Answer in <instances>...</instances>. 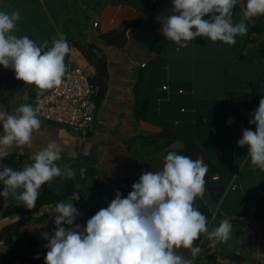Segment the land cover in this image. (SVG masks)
<instances>
[{
	"label": "crops",
	"instance_id": "1",
	"mask_svg": "<svg viewBox=\"0 0 264 264\" xmlns=\"http://www.w3.org/2000/svg\"><path fill=\"white\" fill-rule=\"evenodd\" d=\"M172 8V0H0V11L20 12L15 35L28 36L38 45L48 41L49 46L54 38H65L70 45L65 64L73 59L90 77L95 67L78 44L95 43L93 58L106 64L90 132L81 135L40 118L41 133L33 135L32 147L8 148L9 155L0 160V171L5 166L22 170L34 162L36 151L55 140L61 148L58 165L75 172V190L65 194V180L54 178L46 187L57 197L35 212L4 214L8 207H25L12 195L0 196V231L21 221L38 242L26 245L35 251L24 260L44 264L42 233L55 223L58 203H74L81 213L74 223L83 230L117 191L126 198L143 172L162 170L167 152L155 146L164 139L152 135L149 146L143 138L166 130L174 135L167 150L182 154L186 142H194L200 149L196 159L214 170L206 175L205 192L198 197L209 208L210 216L202 212L209 230L225 219L232 224L226 242L211 247L203 235L194 242L201 251L193 264H264V171L252 165L247 146L237 143L244 129L255 131L249 120L264 97V16L247 21V35L237 36L234 46L203 37L177 46L165 39L158 19L171 15ZM245 8L246 0L234 7V23ZM110 31L119 34L109 41L101 37ZM0 72L5 75L0 107L11 114L23 104L33 106L35 86L17 80L10 68L0 65ZM216 181L225 189L218 202H211L209 187ZM3 188L0 182V191ZM8 249L0 238V252ZM178 254L192 259L189 250L181 248Z\"/></svg>",
	"mask_w": 264,
	"mask_h": 264
},
{
	"label": "clouds",
	"instance_id": "2",
	"mask_svg": "<svg viewBox=\"0 0 264 264\" xmlns=\"http://www.w3.org/2000/svg\"><path fill=\"white\" fill-rule=\"evenodd\" d=\"M239 2L172 0V14L158 18L162 34L176 44L203 37L234 46L237 36L247 35V21L264 16V0H246L242 18L234 23L233 9ZM20 19L18 10L0 11V65L12 69L25 85H34L40 97L62 84L70 45L63 37L54 38L49 46L48 41L38 45L28 36L15 35ZM39 111L30 104L11 114L0 107V160L9 155L8 148L32 147L33 135L41 133ZM252 116L249 123L256 125L255 131L244 129L237 143L247 146L252 165L264 171V97ZM32 160L22 170L5 166L0 171L4 185L0 196L12 195L27 209L35 207L42 185L50 186L54 178L75 176L69 165H58L61 148L55 140L36 151ZM162 164V170L143 172L126 198L117 191L115 199L88 219L83 230L74 223L81 215L74 203H58L44 264H193L201 251L194 242L202 235L211 247L229 240L232 224L225 219L209 230L207 217L195 206L205 192L208 166L175 151L169 152ZM181 248L189 250L192 259L178 254Z\"/></svg>",
	"mask_w": 264,
	"mask_h": 264
},
{
	"label": "built area",
	"instance_id": "3",
	"mask_svg": "<svg viewBox=\"0 0 264 264\" xmlns=\"http://www.w3.org/2000/svg\"><path fill=\"white\" fill-rule=\"evenodd\" d=\"M97 22H94L96 25ZM189 42L176 44L186 45ZM67 73L62 84L46 91L42 96L33 98V107L39 108V117L45 121L65 125L76 133L86 135L93 128L97 104L94 95L97 88L90 83V74L86 68L69 59ZM166 86H164L165 88ZM182 91V90H179ZM217 178V176H213ZM234 188V185H230ZM64 227H70L64 225ZM55 224L45 229L42 240L45 245L54 235ZM47 253V248H46ZM3 264H37L18 257H10Z\"/></svg>",
	"mask_w": 264,
	"mask_h": 264
},
{
	"label": "trees",
	"instance_id": "4",
	"mask_svg": "<svg viewBox=\"0 0 264 264\" xmlns=\"http://www.w3.org/2000/svg\"><path fill=\"white\" fill-rule=\"evenodd\" d=\"M115 31H110L107 33L101 34V37L105 38L106 40H111V37H114L115 35L119 34ZM95 43L93 42H87L82 45L78 44V48L81 50L83 55L88 59V61L94 65L95 67V75L93 77H90V83L92 86H95L97 88L96 93L94 95V100L95 102L98 100L96 97H99L103 93V87H104V81L103 77L106 74V64L104 60L101 59H94L93 57L95 56L94 48H95ZM5 75L4 73L0 72V80L4 79ZM152 135H156L159 137V139H164L163 142H161L160 145H156L155 147H160L162 149L159 150H165L167 154L170 152L169 149L167 150L165 147L168 146L173 140H174V135L169 132V131H164L161 132L160 134H148L145 135L143 139H146L148 142L149 146L152 145ZM167 137V139H165ZM153 147V146H152ZM165 148V149H164ZM147 149V148H146ZM158 151V150H157ZM164 151V152H165ZM200 149L199 146L194 143V142H186L185 144V149L180 155H187L190 153L189 157L192 159H196L197 154H199ZM61 167V166H60ZM214 170L211 166H208V171L207 174L213 173ZM206 174V175H207ZM65 180V194H70L75 190V184L74 180L72 179H64ZM225 189V184H222L220 182H214L210 187H209V197L211 199V202H218L220 197L222 196L223 192ZM57 197L55 193H53L49 188L46 187V184L43 185V188L39 194V197L36 201V205L33 209H27L21 208V209H16L17 207H8L5 209V213H9L11 211L17 210L20 213H31L37 211L42 205L51 202ZM195 206L203 212L207 217L210 216L209 208L204 205L199 198L196 199L195 201ZM51 226V225H50ZM48 226L47 228H49ZM46 228V229H47ZM0 238H2L3 242L9 246V249L5 252L2 253L0 252V264H3L7 259L10 257H18L21 259L25 258V255L27 253H32L35 250H29L26 247L27 246H33L37 245L38 242L34 238L32 232L28 229H25L22 227L21 221L15 222V223H10L5 225L1 231H0ZM21 239V241H20ZM27 245V246H26Z\"/></svg>",
	"mask_w": 264,
	"mask_h": 264
},
{
	"label": "rangeland",
	"instance_id": "5",
	"mask_svg": "<svg viewBox=\"0 0 264 264\" xmlns=\"http://www.w3.org/2000/svg\"><path fill=\"white\" fill-rule=\"evenodd\" d=\"M55 224V223H54ZM44 262V261H43ZM42 263V262H41Z\"/></svg>",
	"mask_w": 264,
	"mask_h": 264
}]
</instances>
